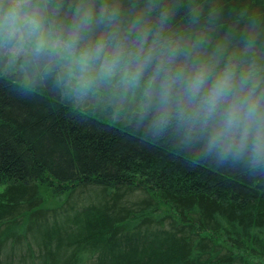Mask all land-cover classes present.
Segmentation results:
<instances>
[{"label": "trees", "instance_id": "obj_1", "mask_svg": "<svg viewBox=\"0 0 264 264\" xmlns=\"http://www.w3.org/2000/svg\"><path fill=\"white\" fill-rule=\"evenodd\" d=\"M14 13L89 70L18 51L20 20L0 34V264H264V0H0ZM233 103L255 115L228 123Z\"/></svg>", "mask_w": 264, "mask_h": 264}, {"label": "clouds", "instance_id": "obj_2", "mask_svg": "<svg viewBox=\"0 0 264 264\" xmlns=\"http://www.w3.org/2000/svg\"><path fill=\"white\" fill-rule=\"evenodd\" d=\"M18 7H23L27 0H16ZM24 20L26 23L35 24L36 21L27 16L20 17L18 14H13L12 22L15 23L17 20ZM99 51V49H98ZM177 78L181 77V73L177 72ZM207 81V72L205 69L200 68L195 70V72L188 78V91L193 95H197L201 88L205 85ZM234 73L230 67H226L219 75L216 76L215 80L212 83L211 88L209 89L207 103L209 109L215 108L216 104L229 96L234 88ZM243 112V117L245 119H252L256 112V105L252 104L244 111L243 103H233L229 108L226 120L228 123H231L240 113Z\"/></svg>", "mask_w": 264, "mask_h": 264}, {"label": "rangeland", "instance_id": "obj_3", "mask_svg": "<svg viewBox=\"0 0 264 264\" xmlns=\"http://www.w3.org/2000/svg\"><path fill=\"white\" fill-rule=\"evenodd\" d=\"M10 18L11 17L0 15V34H3L4 27L9 24L11 28L10 35L11 38L14 39L15 34L11 32L13 31L12 26L15 25V23H13ZM37 26L38 25L36 23L30 24L26 23L24 20H20V22L14 26L17 31L15 32L16 40L12 43V46L14 47L15 43H17L20 46L18 47V51L23 50L24 47H27L24 39L28 37L26 40L30 47L34 45H37L40 48L57 47L58 50L61 51L63 56L66 58V63L71 66L73 72H75L76 74H80L82 71L86 72L89 70V65L85 57H82L81 55L70 51V49L68 50L67 46L64 43H57V39L54 38L51 33H49L48 31L46 32L43 30L44 28L42 29L41 27L39 28ZM3 38L5 39V37ZM107 71L109 74H112L109 69Z\"/></svg>", "mask_w": 264, "mask_h": 264}, {"label": "bare ground", "instance_id": "obj_4", "mask_svg": "<svg viewBox=\"0 0 264 264\" xmlns=\"http://www.w3.org/2000/svg\"><path fill=\"white\" fill-rule=\"evenodd\" d=\"M89 65V64H88Z\"/></svg>", "mask_w": 264, "mask_h": 264}]
</instances>
